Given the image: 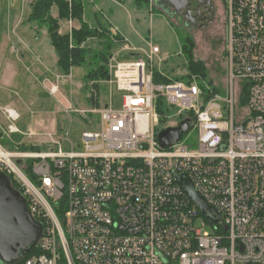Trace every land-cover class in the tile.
I'll return each instance as SVG.
<instances>
[{"label":"built area","instance_id":"1","mask_svg":"<svg viewBox=\"0 0 264 264\" xmlns=\"http://www.w3.org/2000/svg\"><path fill=\"white\" fill-rule=\"evenodd\" d=\"M224 3V97L214 93L205 100L195 76L155 83L159 46L151 45L145 57L114 60L109 84L121 94L120 107L87 110L99 115L98 129L81 132L79 150L65 137V151L54 132L49 136L56 150L23 152L17 142L16 150L7 149L1 139L22 133L20 114L0 107L7 123L0 171L29 199L31 214L45 219L38 253L24 264H264V0ZM242 83L245 105L239 101ZM57 89L51 84L49 91ZM158 98L167 108L162 115ZM161 116L163 128L189 118L197 147L182 141L184 133L160 147ZM27 159L34 160L36 182L25 171ZM174 173L189 178L221 215L219 223L202 215ZM62 197L60 219L53 203Z\"/></svg>","mask_w":264,"mask_h":264},{"label":"rangeland","instance_id":"2","mask_svg":"<svg viewBox=\"0 0 264 264\" xmlns=\"http://www.w3.org/2000/svg\"><path fill=\"white\" fill-rule=\"evenodd\" d=\"M33 1L23 0V4L18 5L14 0H0V107L13 100L16 104L19 103L28 115H32V112L33 115L43 116L46 110H54L49 115L53 117V121H50L52 125H49L47 120L44 126L28 125L24 117L20 116L17 126L22 133L15 134L20 136V140L16 141L12 138L13 135L1 139L7 123L0 114V139L3 142L12 141L14 146L15 142L21 145L23 143L38 145L34 138L44 135L48 139V145L40 146L42 149L40 152L56 150L57 147L51 143L52 138L62 141L63 149L67 151L70 150V145L63 141L67 137L76 145L75 150H79L77 145L80 143L81 132L98 129L99 115L87 110L100 108L107 103H113L114 108L120 107L121 94L113 92L109 84L114 60L128 53L145 57L149 53L150 46L157 45L158 58L153 62L155 71L168 80L175 76L186 75L185 58L181 53V38L186 34L194 41L195 58L205 63L206 81H211L222 97L226 95L227 26L224 0H211L212 16L208 15L210 20H206V24L202 22L198 27L185 24V18L181 15H167L159 4L154 3V0H149L147 4H138L137 0H84V20L90 26H95L96 19L99 18L102 23H110L111 31L118 32L124 39L122 43H115L112 46L107 64L109 77L93 79L87 84L84 81L86 72L84 67H75L68 74H63L58 69L57 55L45 40L49 39L46 27L27 21L31 10L30 4ZM51 14L56 17L55 8L52 9ZM78 26L76 21L62 20L60 32L65 33ZM21 39H26L29 45L39 44V48L34 51L37 57L33 59V56L26 54L27 50L22 48ZM43 40L46 43H42ZM100 41L104 39H90L87 45L95 52L105 50ZM36 58H39V61ZM13 70H23L32 80L28 83L29 91L19 98L15 86L9 88L5 84V79L17 78L16 75L11 74ZM9 72L10 75H7ZM191 76L199 79L197 75ZM51 84L57 85L58 89L55 93L49 91ZM11 90L14 91L11 93ZM82 110L86 112L82 113ZM174 112L175 109H172L169 114L172 115ZM174 117L173 115L171 119ZM26 119L27 122H33V116H28ZM175 120L179 119L175 118ZM28 130L33 131L34 135L28 136L26 134ZM53 132L51 138L49 134ZM182 141L195 149L198 145L196 128L191 127L185 132ZM5 147L16 150L15 147ZM204 230L211 228L207 226Z\"/></svg>","mask_w":264,"mask_h":264},{"label":"trees","instance_id":"3","mask_svg":"<svg viewBox=\"0 0 264 264\" xmlns=\"http://www.w3.org/2000/svg\"><path fill=\"white\" fill-rule=\"evenodd\" d=\"M138 4H147L149 0H137ZM155 3V1H154ZM31 10L28 15L27 21L29 23H37L46 27V31L56 55H57V67L63 74H68L75 67H84L85 75L84 81L87 84L93 79H107L108 74V59L111 56V49L113 44L122 43L123 37L118 32H112L110 23H102L99 18L96 19L97 24L90 26L84 20V0H34L30 4ZM55 8L57 15L53 17L51 14L52 9ZM97 17V15H95ZM70 20L76 21L79 26L71 28L70 31L61 33L60 32V21ZM90 39H104L100 43L104 46L105 50L92 51L87 41ZM181 53L185 58V67L187 74L183 76H175L173 79L188 80L191 75H197L199 78V84L203 90V97L208 100L214 93H218V89L212 85L211 81H206L207 69L205 63L196 59L194 56V41L190 35L186 34L182 38ZM94 52V53H93ZM226 54V51H225ZM138 55L135 53L124 54L118 59L128 60L135 59ZM153 80L155 83L167 82L168 78L160 75L158 71L154 72ZM208 85L206 88L204 83ZM242 93L239 101L240 105H245L247 100V84L242 83ZM167 108H162V100L157 99V111L162 115ZM165 125L163 117L159 120V129H162ZM16 141L20 140V136L13 135ZM2 143L7 147H14L12 141H5ZM19 150L23 152H40L41 147L33 144H20ZM33 159H27L25 164L27 165L26 172L36 182L35 177L31 173ZM10 184L13 188L22 193L16 181L10 176ZM27 205L29 207V199L25 197ZM53 208L58 216L62 218L63 213L66 209V197H62L57 202L53 203ZM33 217L45 226V219L39 215L34 214ZM38 253L37 248H34L30 253L25 255L23 259L14 264H24L25 259Z\"/></svg>","mask_w":264,"mask_h":264},{"label":"water","instance_id":"4","mask_svg":"<svg viewBox=\"0 0 264 264\" xmlns=\"http://www.w3.org/2000/svg\"><path fill=\"white\" fill-rule=\"evenodd\" d=\"M155 4L157 0H154ZM181 14L188 19L199 20V13L192 0H169ZM212 16L211 12H209ZM207 16L203 21L210 20ZM189 118L182 120L177 126L161 129L156 137L160 147H170L189 129ZM146 148V145H142ZM174 176L200 209L202 215L213 223H219L221 215L198 194L185 174L174 173ZM224 229L227 228L224 226ZM43 226L28 209L25 197L10 184L9 178L0 171V264H14L30 253L42 235Z\"/></svg>","mask_w":264,"mask_h":264},{"label":"crops","instance_id":"5","mask_svg":"<svg viewBox=\"0 0 264 264\" xmlns=\"http://www.w3.org/2000/svg\"><path fill=\"white\" fill-rule=\"evenodd\" d=\"M13 1V0H12ZM14 2H16L18 5H20V4H23V0H14ZM17 4H15L16 6H17ZM46 40V42H48V44H49V46L52 48V46H51V44H50V40L49 39H45ZM45 40H43V42L42 43H46L45 42ZM21 41H22V43H23V45H22V48H24L25 50H27L26 51V54L27 55H29V56H33V59L35 58V57H37L36 55H35V50H37L38 48H39V44L38 45H36V44H34V43H32V44H30L29 45V42H27V40L26 39H21ZM24 51H22V56H23V53ZM24 57V56H23ZM26 64H28V63H26ZM28 69V68H27ZM72 73V72H71ZM11 74L12 75H16L17 76V78L15 79V80H10V79H5V84L9 87V88H12L13 86H15V89L16 90H18V98H19V96L20 95H23L24 93H26V92H28L29 91V82H32V80H31V78H30V76H28L23 70H13V71H11ZM7 75H10V72L7 74ZM71 75V74H70ZM13 82L15 83V84H13ZM79 86H81V84H79ZM10 90V89H9ZM14 91V90H13ZM12 90H11V93L13 92ZM15 93H17V92H15ZM10 102H7L6 104H4V106H9V107H12V108H14V109H16L18 112H19V114H20V116H22V118L24 117V120L26 121V123L29 125V124H41V125H43L44 126V123H45V121L47 120V121H49V125H52L51 123H50V121L52 120V118L53 117H51V116H49L50 115V113L52 112V111H54V110H52V111H49V110H46L44 113V115L43 116H39V115H33V113L31 112V114L32 115H28V113L27 112H25L20 106H19V103H15L13 100H9ZM48 114V115H47ZM28 116H33V122H31V121H29V122H27L28 120L27 119H29V118H27L26 119V117H28ZM53 121V120H52ZM28 127V126H27ZM34 140L37 142L36 144H38L39 146H43V145H48L47 143H48V139H47V137L46 136H38V137H36V138H34ZM44 147V146H43Z\"/></svg>","mask_w":264,"mask_h":264},{"label":"flooded vegetation","instance_id":"6","mask_svg":"<svg viewBox=\"0 0 264 264\" xmlns=\"http://www.w3.org/2000/svg\"><path fill=\"white\" fill-rule=\"evenodd\" d=\"M196 6V11L199 13L198 22L194 20L188 19L184 14H181L177 8L169 0H157L158 4L162 7V10L167 15H181L185 18V24H192L196 27L201 26L203 20L208 16L209 12H211L212 4L211 0H192Z\"/></svg>","mask_w":264,"mask_h":264},{"label":"bare ground","instance_id":"7","mask_svg":"<svg viewBox=\"0 0 264 264\" xmlns=\"http://www.w3.org/2000/svg\"><path fill=\"white\" fill-rule=\"evenodd\" d=\"M227 26V25H226Z\"/></svg>","mask_w":264,"mask_h":264}]
</instances>
